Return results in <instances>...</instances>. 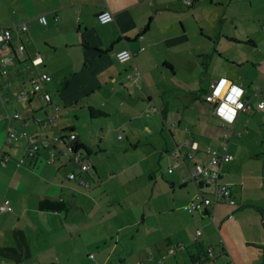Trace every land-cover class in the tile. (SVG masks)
Returning <instances> with one entry per match:
<instances>
[{
    "label": "crops",
    "instance_id": "crops-1",
    "mask_svg": "<svg viewBox=\"0 0 264 264\" xmlns=\"http://www.w3.org/2000/svg\"><path fill=\"white\" fill-rule=\"evenodd\" d=\"M102 10L112 13L110 22L98 21ZM41 15L46 24L39 22ZM24 22L26 31L14 28ZM0 27H12L10 41L0 43V60L9 58L5 73L0 66V206L9 201L0 212V245L16 246L15 232L21 231L29 242L27 257L32 256L29 240L49 214L54 231L65 227L67 239L76 245L60 254L81 256L88 263L217 264L220 258V264H264V108L257 106L264 102V95L259 96L264 93V0H191V5L183 0H0ZM19 44L25 48L16 55ZM122 50L132 55L119 60L116 54ZM37 56L41 62L34 64ZM251 67L261 71L257 78L242 71ZM41 73L51 77L42 82L50 101L41 92L31 93L30 78ZM219 77L241 85L249 101L233 123L213 114V104L204 99ZM21 91L28 94L17 98ZM89 107L105 114L93 118ZM109 125L133 136L125 140L135 151L142 147L137 134L177 129L185 135L175 140L173 149L179 174L174 167L167 171L173 164L165 169L168 176L161 174V184L154 172L148 175L144 185L152 181L150 190L139 183L132 187L133 178L127 181L130 192L107 189L100 166L107 159ZM8 131L24 137L6 144ZM251 131L259 132L258 140H252ZM119 135L117 140H123ZM44 138L55 140L44 144ZM184 140L197 144L196 151L189 149L190 158L181 146ZM70 145L90 150L80 149L87 171L71 160ZM149 145L157 149L155 143ZM223 145L233 160L220 167V182L229 185L234 203L188 212L200 188L189 170L209 161L207 148L221 151ZM112 146L127 150L116 142ZM131 166L126 160V167ZM70 173L77 178L70 179ZM116 173L110 171L112 177ZM81 177L87 185L79 183ZM201 190L207 197L214 195L210 187ZM106 196L114 201L105 204ZM128 197L137 205L127 208L140 218L124 223L134 224L136 232L125 246L119 234L107 238L111 228L102 216L109 205L121 213ZM63 212L67 216L59 223L55 216ZM79 213L87 220L89 214L96 215L95 223L88 224L89 219L74 227ZM90 229L94 232L87 240ZM107 239L114 248L102 256L100 245ZM126 247L129 251L123 255ZM204 254L207 258L198 262ZM24 257L20 263L0 257V264H25Z\"/></svg>",
    "mask_w": 264,
    "mask_h": 264
},
{
    "label": "rangeland",
    "instance_id": "rangeland-1",
    "mask_svg": "<svg viewBox=\"0 0 264 264\" xmlns=\"http://www.w3.org/2000/svg\"><path fill=\"white\" fill-rule=\"evenodd\" d=\"M250 56H252V54ZM242 71L246 72V74H248L250 78H257V76L260 74L258 72H261L256 67L255 68L251 67L249 69H243ZM228 79L232 81V79L230 78ZM118 119L119 121H123L124 120L123 115H121ZM168 120L173 122L175 118L170 116ZM211 127H213L214 128L213 130L215 131L219 130L217 126L214 127L213 125H211ZM162 128L163 127H160L159 131L156 133L145 132V134H137L136 136L140 137L142 140V147L140 148V150L135 151V150H131V148H127L128 142H126L125 140L126 136H129L131 139L133 138V136H131L127 132L125 134V132L122 131L120 128L119 130L117 129L116 131V129L112 125H109V128L107 129L108 132L106 133L108 134V138H106L108 141L107 143L108 151L107 153H105V155L107 156V159L104 158V160H102L101 162L102 167L100 166L101 168L100 171H102V176L106 178L107 180L106 185H105L107 189L114 188L115 190L121 193L130 192L132 187L136 188L139 186V184L140 186H142L146 182H148L149 180L148 175H150L153 172L156 174V176L159 177L160 184L162 183L161 174L163 173L164 176H168L165 174L166 173L165 169L167 166L174 164L173 149L174 150L176 149L175 140L177 139V141H179L182 138H185V135L179 134L180 132L177 129L176 130L174 129L176 133H170L168 129H165V128L162 129ZM118 134H120L121 136L124 135V139L120 141L117 140ZM98 135L103 136L100 133ZM258 135H259V132L251 131L252 140H258ZM92 136L95 137L96 135L92 133ZM187 136H190V135H187ZM96 140L98 144L99 139H96ZM114 142H116L119 145H122V147L126 145L127 150L124 151L123 148H121L120 146H119V149L118 147L117 148L113 147L112 145H114ZM146 142H148V144H146ZM150 142L155 143L157 149L155 148L154 150L149 145L151 144ZM235 142H237V140H234V143ZM97 144H95V147H97ZM166 145H167V148H166ZM165 148L167 151H165ZM247 150L250 152V149H247ZM126 160L132 163L131 167H126ZM112 169H114L115 172H117L116 173L117 175L115 177H112V175L110 174V171ZM174 169H175V174L176 173L179 174L178 173L179 168L177 169L174 167ZM137 175H140V179H137L136 181L134 177ZM129 178L130 179L133 178V180H131L132 185H133L132 187H131V184L127 182ZM118 181H121V183L124 182V184L121 185L118 183ZM144 186H146L145 189L150 190V188L154 186V184L151 181L149 182L148 185H144ZM158 189H159L158 186L155 187V190L158 191ZM177 189L186 190V187L185 188L177 187ZM209 197L212 198L213 196L209 195ZM102 201L108 205L110 204V202L114 201V198L110 199L109 197L106 196L105 198H103ZM123 203H124V208L121 213L117 214L113 210V206L109 205L110 210L108 211V213H105L102 216V218H103V221L107 223L108 227L111 228V230L109 229L106 230L107 238L112 234H114L115 236L119 234V238L117 239L123 241V245L126 246L127 241H128L127 239L128 236L132 234H136V232L134 231V224H132V227L128 225L127 226H123V225L124 223H133L134 221L138 220L140 217L138 216V219H137L135 212L127 208L132 205L134 207L135 205H137L135 204L134 200L131 197L126 198ZM176 203L177 201L175 202L171 201L170 204L175 205ZM182 203H183V199H182ZM97 205L98 204L93 205V206L96 207ZM138 205L140 207H143V204L141 203ZM164 206H166V202ZM66 216H67V213L65 214V212H63L61 215H56L55 217L58 219L60 223V217H66ZM76 216H77V220L74 219V223L72 222L74 227L79 226L82 221L87 223L89 219H90V222H88V224L93 225V223H95L96 218H97L96 215L94 216L92 214L88 215L89 216L88 220L85 219L86 217H84L81 213L77 214ZM71 221L72 220L69 219L66 222H71ZM39 227H41L40 230L36 231V234L33 235V237H31V240H29L31 242L30 251L32 252V256L24 258L25 264H95L92 262L88 263L86 260H82L80 255H79L80 256L79 259H77L76 255L67 256L66 254H60L62 252L66 253L72 248H76V245H74L75 243L73 239H67L68 232H66L65 227L62 230L54 231L55 228H54L53 216L49 214L43 215V220H42V223L39 225ZM91 229H92V226H91ZM91 229L89 230L87 234H85L84 238L87 240H89L87 237L92 239V232L94 231H91ZM85 232L86 231L84 230V233ZM145 233H146V229L144 230V234ZM216 234L218 236L217 231H216ZM138 235H140L139 232H138ZM111 241L113 240L108 241L107 239V243L105 245H100V249L103 251L102 256H104L105 254H108L114 248L113 245L110 243ZM132 241H136V240H132ZM27 243L29 242L27 241ZM81 248L82 247L78 246V249H81ZM120 248L121 246H117L116 250ZM126 248H125V251H123V255L125 253L127 254L128 253L127 251H129V248L128 247ZM55 255H56V259H55ZM94 255H95V252H94ZM130 256H132V254L131 255L129 254L128 259H131ZM110 261H113V260L111 259ZM220 262H221L220 258L216 259L217 264H220ZM108 264H111V262ZM114 264H117V263L114 262ZM223 264H226V263H223Z\"/></svg>",
    "mask_w": 264,
    "mask_h": 264
},
{
    "label": "built area",
    "instance_id": "built-area-1",
    "mask_svg": "<svg viewBox=\"0 0 264 264\" xmlns=\"http://www.w3.org/2000/svg\"><path fill=\"white\" fill-rule=\"evenodd\" d=\"M185 4L187 5H191V0H183ZM105 14H107L108 17H110V21L113 19V15L109 10H102L101 12H99L97 14V19L100 23L104 24V23H108V22H102V18L105 17ZM38 20L40 23L42 24H46V18L44 15H41L40 17H38ZM14 28L21 30L22 32L26 31L28 28V24L27 22L21 23L17 26H14ZM11 33H12V27H0V43H2L3 45H5L6 43H8L11 39ZM24 45L23 44H19L17 46V52L16 55L22 54L23 50H24ZM126 53L127 54V58L130 57L132 55V53L129 50H122L120 52H118L116 54V57L119 60H124L126 59L125 56H123L122 54ZM39 59V56H37L32 62L34 64L35 61ZM9 63V58L4 57L0 60V66L2 68V73L6 72V65ZM226 79L227 81L230 82V84L225 85V87L223 89H221L220 91V95L217 96L215 95L216 92V88L219 86L221 79ZM51 79V77L47 74V73H41L39 76H35V77H31L30 78V83H31V93H35V92H41V97L43 99H45L46 101H50V95L47 92H43L42 91V82L43 81H49ZM232 86H238L240 88L243 89V87L239 84L234 83L233 81L229 80L226 77H219L217 78L211 85L210 90L204 95V99L206 102L210 103V104H216L215 106H213V111L212 113L217 115V110L222 106V105H228L229 108H235L236 109V115H235V119L238 115L239 112L244 111L247 108V105H249V101L243 97L244 95V89H243V95L241 97H239L238 99V103L242 104L243 107L242 108H236V105L233 104L231 101L228 100V96L229 94H231V88ZM28 93L25 91H21L19 92L16 97L17 98H22L24 96H26ZM256 94H258V92H256ZM264 93H260L259 96H263ZM264 104L263 101H258L257 106L259 108H261L260 106ZM226 111V110H225ZM230 114V113H229ZM18 113H14L13 117L14 118H18ZM221 120H223L224 122L229 123L226 119H224L223 117L217 115ZM10 118V116H9ZM49 118L52 120V116H49ZM235 119L231 122L233 123L235 121ZM18 136H23L24 134H19L17 135L16 133L12 132V131H8L6 136H5V143L6 144H11L12 141L14 139H16ZM70 139H74L75 135L71 134ZM121 136H119L120 138ZM55 140V139H54ZM53 139H49V138H44V144H47L48 142H53ZM181 146L184 148H187L186 150V154L185 157L190 158L192 156L191 152H188L189 149L196 151L197 150V144L195 142H189L188 140H184L181 143ZM37 145L35 144L33 146V149H36ZM68 150L70 152L71 155V160L74 163L80 164V169L82 172H85L89 169V165L87 163H83L81 162L80 159V155L82 154V152H80L79 149H75L74 146L70 145L68 146ZM206 154H208L209 156V161L206 163H198L195 164L190 170H189V177L191 178V180H193L196 184L199 185V191H197V194L190 200V202L187 205V211L190 213H193L195 211H206L209 212L216 204L218 203H229V204H233L234 201L230 198V187L228 184L220 182V167L225 164L230 162L231 160H233V155L230 154L227 150V146L223 145L222 150H216L213 148H207L205 151ZM208 163L210 165L213 166V168H210L208 166ZM178 165V162L176 161L174 166H171L170 168H168V172H172L173 167H176ZM68 177L70 179H76L77 175L75 173H70L68 175ZM186 177H183V180ZM79 183L81 184H85L87 185V182L84 180L83 177H81L80 179L78 178ZM206 187H210L213 189L214 191V195L213 197H207L204 194V190L202 191L201 189ZM8 200H5L1 206H0V212L6 211V209L8 208ZM196 235H199V231H196ZM181 248H183V245L180 246ZM172 252V250H171Z\"/></svg>",
    "mask_w": 264,
    "mask_h": 264
},
{
    "label": "trees",
    "instance_id": "trees-1",
    "mask_svg": "<svg viewBox=\"0 0 264 264\" xmlns=\"http://www.w3.org/2000/svg\"><path fill=\"white\" fill-rule=\"evenodd\" d=\"M89 114L94 118L95 116H101L104 115L105 113L96 110L92 107L88 108ZM121 136V135H119ZM118 136V138H119ZM121 138V137H120ZM119 138V139H120ZM75 149H78L77 147H75ZM81 148H79L80 150ZM81 150H85L86 152H90L89 149L87 148H82ZM15 236H16V240H17V244L14 247H10V246H3L0 245V257L3 258H9V259H13L16 263H20V261L23 260V257H27L28 253H29V246L28 243L25 239V235L21 232V231H16L15 232ZM197 237V235L195 236V238ZM196 242V241H194ZM185 249V247H183ZM182 249V248H181ZM24 257V258H25ZM206 257V255L204 254L203 257H201L200 259H198L197 261H201L202 259H204ZM207 258V257H206Z\"/></svg>",
    "mask_w": 264,
    "mask_h": 264
},
{
    "label": "clouds",
    "instance_id": "clouds-1",
    "mask_svg": "<svg viewBox=\"0 0 264 264\" xmlns=\"http://www.w3.org/2000/svg\"><path fill=\"white\" fill-rule=\"evenodd\" d=\"M110 21V17L105 14V17L102 18V22H108ZM127 58V54L124 53L122 54ZM41 61L37 59L35 63L39 64ZM230 84L229 81L226 79H221L219 86L216 88L215 95L219 96L221 89L225 87V85ZM243 95V89L238 87V86H232L231 88V94L228 96V100L231 101L233 104L236 105V108H242L243 105L239 104L237 101L239 97ZM261 108H264V104L260 106ZM226 110V111H225ZM230 113V114H229ZM217 115L223 117L226 119L229 123H231L235 119L236 115V109L235 108H229L228 105H222L218 110H217Z\"/></svg>",
    "mask_w": 264,
    "mask_h": 264
},
{
    "label": "water",
    "instance_id": "water-1",
    "mask_svg": "<svg viewBox=\"0 0 264 264\" xmlns=\"http://www.w3.org/2000/svg\"><path fill=\"white\" fill-rule=\"evenodd\" d=\"M216 104H213V106H215Z\"/></svg>",
    "mask_w": 264,
    "mask_h": 264
}]
</instances>
